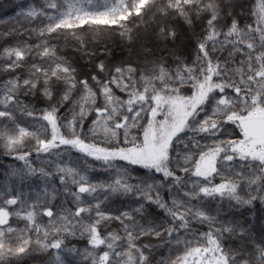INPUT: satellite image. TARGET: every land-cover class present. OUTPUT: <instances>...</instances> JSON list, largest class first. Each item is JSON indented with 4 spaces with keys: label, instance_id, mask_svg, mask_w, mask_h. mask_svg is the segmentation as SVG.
I'll list each match as a JSON object with an SVG mask.
<instances>
[{
    "label": "snow or ice",
    "instance_id": "obj_1",
    "mask_svg": "<svg viewBox=\"0 0 264 264\" xmlns=\"http://www.w3.org/2000/svg\"><path fill=\"white\" fill-rule=\"evenodd\" d=\"M0 7V264H264V0Z\"/></svg>",
    "mask_w": 264,
    "mask_h": 264
},
{
    "label": "trees",
    "instance_id": "obj_2",
    "mask_svg": "<svg viewBox=\"0 0 264 264\" xmlns=\"http://www.w3.org/2000/svg\"><path fill=\"white\" fill-rule=\"evenodd\" d=\"M13 0H0V5H8L11 4ZM4 14V10L2 7H0V15Z\"/></svg>",
    "mask_w": 264,
    "mask_h": 264
}]
</instances>
